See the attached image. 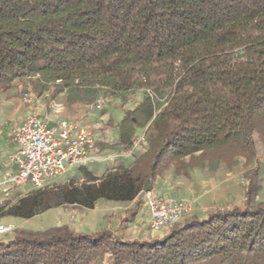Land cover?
<instances>
[{
	"label": "trees",
	"instance_id": "obj_1",
	"mask_svg": "<svg viewBox=\"0 0 264 264\" xmlns=\"http://www.w3.org/2000/svg\"><path fill=\"white\" fill-rule=\"evenodd\" d=\"M21 78L70 107L142 90L97 147L129 153L143 130L147 148L103 177L83 166L80 183L34 189L0 217L142 204L167 156L187 172L264 151V0H0V91ZM246 177L243 205L193 211L163 236L19 229L0 240V264H102L108 253V264H264L260 167Z\"/></svg>",
	"mask_w": 264,
	"mask_h": 264
},
{
	"label": "rangeland",
	"instance_id": "obj_2",
	"mask_svg": "<svg viewBox=\"0 0 264 264\" xmlns=\"http://www.w3.org/2000/svg\"><path fill=\"white\" fill-rule=\"evenodd\" d=\"M64 97L65 98L63 99L61 95L54 96L51 92H37L27 78H21L15 81L13 88L8 91H0V100H9L17 105L25 104L29 107L30 111H41L43 115L47 117V114L52 112L55 115L57 114L54 111L56 103L62 102L65 105L66 95ZM142 97V90L130 92L125 97H100L91 104L70 107L69 115L65 117L77 120L79 123L88 126L97 142L104 143V141H109L108 143H113L118 135L116 125L123 118L124 111L133 108L141 101ZM100 99L103 101L101 107H98L101 102L99 101ZM143 132V130H139L138 136ZM146 148L147 143L143 144L135 153L129 154L125 152L123 156L117 157L115 155L118 151L122 150V148L101 150L98 146L97 151L99 153V160H96V162H100V167L95 169L94 173L99 177H103L108 170L119 167L120 165L129 167L134 163L136 155L144 152ZM107 151H109L108 154L106 153ZM257 153V156L253 159L240 158L236 165L230 166L224 164V167L219 171L217 179L214 176H211V178H213V180L225 181V179L229 177L230 183L234 186L237 195L241 197L243 192H245L248 183L246 174L254 170L256 167H260L262 172L261 183L263 185L260 196L264 198V151L260 144L257 146ZM104 157H106V160L103 159ZM174 166H176V164L169 158V156H167L159 171L162 179L159 180L158 183H154V190H162V187L165 185L163 180L166 176H174ZM87 167L92 169L93 165L90 166L89 164ZM80 168H69L66 173L56 177L52 186L64 185L67 183H80L83 176ZM228 172L230 175L227 176ZM204 176L208 178L207 175ZM22 193L27 194V191H25V193L22 191ZM158 193L163 197L173 198L165 196L161 192ZM182 194L181 196L184 195ZM193 198L195 199L196 197L181 198L180 200H189ZM141 201H143L142 204L135 201L117 202L101 199L93 209L78 206L55 207L28 219L13 216L14 230L5 234H0V240L12 238L14 233L19 229L43 231L59 224L69 225L77 231H83L86 233H95L105 228H111L117 236L124 239L163 236L169 229H151L148 224L149 216L144 198ZM195 204L196 209L199 206L197 200ZM110 257L111 253H108L104 263L108 264Z\"/></svg>",
	"mask_w": 264,
	"mask_h": 264
},
{
	"label": "built area",
	"instance_id": "obj_3",
	"mask_svg": "<svg viewBox=\"0 0 264 264\" xmlns=\"http://www.w3.org/2000/svg\"><path fill=\"white\" fill-rule=\"evenodd\" d=\"M98 105L101 107L102 99ZM62 102L56 103L54 111L60 114ZM11 137L17 149L8 156V163L15 169H8L0 177V206L16 201L34 189L52 186L56 177L71 167H83L99 157L97 141L89 129L77 120L61 117L50 120L41 111L32 110L11 129ZM147 142L144 132L134 139L129 154L138 151ZM123 150L115 156L121 157ZM27 194L15 196V191ZM196 200L167 198L154 189L145 193L148 224L151 229L163 230L179 222L195 210ZM207 208H204L206 211ZM13 224H0V234L14 230ZM106 264V263H102Z\"/></svg>",
	"mask_w": 264,
	"mask_h": 264
},
{
	"label": "crops",
	"instance_id": "obj_4",
	"mask_svg": "<svg viewBox=\"0 0 264 264\" xmlns=\"http://www.w3.org/2000/svg\"><path fill=\"white\" fill-rule=\"evenodd\" d=\"M60 95L63 97V99L65 98V94ZM64 107L65 108L59 115H55L53 112L47 114L48 118L55 121L61 117L69 115L68 113L70 106L65 103ZM29 112V107L25 104L17 105L16 103H12L9 100H0V177L9 168L13 170L15 169L14 166L12 167L8 163V156L17 149V146L10 135L11 129L13 126L19 124ZM108 152L109 151L106 153L108 154ZM103 159L106 160V157ZM96 160L90 164V166L93 165L91 169L93 171L100 167V162H96ZM224 164L226 163L220 164L216 170H210L208 166H205L195 167L188 170L187 172L184 170L179 172L176 170V166H174L175 174L172 176L173 178L166 176V178L163 180L165 185L162 187V190H155L161 192L165 196L173 198L181 199L196 197L195 199L197 200L199 206L195 210L201 212H205L204 208H229L234 204L243 205L245 201V192H243L241 197L238 196L234 186L230 183L229 177L226 178L225 181L216 180L219 175V171L224 167ZM204 175H207L208 178H206ZM228 175H230L229 172L227 173V176ZM211 176H214L216 179L213 180ZM161 179L162 177L159 174L155 183H158ZM21 192L22 190L15 191V196L18 197ZM181 194L183 196H181ZM12 218L13 216L0 217V224L14 225V219Z\"/></svg>",
	"mask_w": 264,
	"mask_h": 264
}]
</instances>
